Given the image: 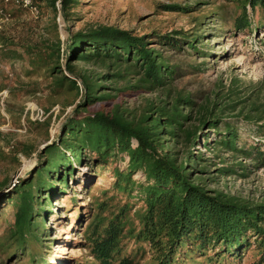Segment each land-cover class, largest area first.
Listing matches in <instances>:
<instances>
[{
	"label": "trees",
	"instance_id": "obj_1",
	"mask_svg": "<svg viewBox=\"0 0 264 264\" xmlns=\"http://www.w3.org/2000/svg\"><path fill=\"white\" fill-rule=\"evenodd\" d=\"M55 1L50 0L54 9ZM230 1L236 8L234 30L250 28L255 19L264 25V0ZM80 2L59 0L62 18L73 19ZM164 7L191 11L177 3ZM25 12L7 7L0 18ZM55 23V37L41 41L0 31V58L27 60V76L42 72L47 89L64 97V107L74 105L57 140L39 152L44 159L32 176L0 194V205L6 200L16 207L12 224L0 236V251L11 259L28 254L23 264H48L42 236L54 197L65 193L75 165L90 154L92 163L113 177L85 207L89 220L83 238L92 264H134L147 253L148 264H236L230 258L241 261L253 244L254 264H264V202L211 188L210 160L196 150L212 149L215 157L225 152L264 167V146H246L238 127L246 123L264 138L263 81L232 79L228 87L221 83L213 99L197 104L191 94L173 88L178 66L152 44L180 49L185 40L207 55L198 33H155L157 40L151 42L150 34L99 25L69 33L63 41L56 17ZM146 94L154 96L145 98L141 109L125 107L120 97ZM18 150L30 155L35 146L23 144ZM12 158L20 160L15 152ZM126 158L127 165L120 166ZM237 168L247 165L225 164L216 173L232 174ZM137 173L143 179L135 178ZM6 185L4 180L0 189Z\"/></svg>",
	"mask_w": 264,
	"mask_h": 264
},
{
	"label": "rangeland",
	"instance_id": "obj_2",
	"mask_svg": "<svg viewBox=\"0 0 264 264\" xmlns=\"http://www.w3.org/2000/svg\"><path fill=\"white\" fill-rule=\"evenodd\" d=\"M173 3L190 6L191 11H170L164 7ZM235 9L230 0H81L73 19L66 21L62 18L61 27L57 23V33L65 41L69 33L79 29L113 25L138 35L150 34L151 42L157 40L155 33H198L201 37L199 45L205 47L207 55L197 53L187 46L185 40H182L180 49L157 43L152 45L178 66L179 77L174 81L173 88L191 94L197 104H201L208 97L214 98L221 83L228 87L232 79L241 83L263 81L264 84V25L255 19L250 28L234 30L232 17ZM41 10L39 17L25 12L16 18H0V31L29 42L53 39L56 10L51 7L50 0H43ZM27 69V60L11 62L0 58V183L7 181L0 194L11 190L19 179L32 176L38 163L44 159L38 156L39 152L57 140L63 123L74 109V105L64 107V97L47 89L49 80L42 72L27 76ZM153 96L120 97L125 107L141 109L145 98ZM39 110L45 112L44 119L38 118ZM238 127L241 141L246 146H264V138H258L252 126L240 121ZM211 137L215 135L211 134ZM23 144H33L35 151L30 155L24 154L18 150ZM196 148L205 159L210 160L207 176L214 177L208 181L211 188L264 202V167H255L251 159L236 158L225 152H219V156L215 157L212 149ZM14 152L19 162L13 160ZM91 158L89 154L82 163L75 165V173L70 177L65 193L54 197L53 213L48 215L47 229L42 236L48 264H92L91 261H94L83 238L89 220L85 207L93 195L110 185L113 177L109 169L96 167ZM25 161H30L27 166ZM127 162L126 158L119 165L124 167ZM236 162H243L247 169L237 168L236 173L225 175L216 173L217 167ZM135 178L143 179V176L137 173ZM15 211V205L6 200L0 205V236L6 234ZM254 248L253 244L243 252L241 261L232 258L230 261L254 264ZM139 257L134 264L149 263V253ZM28 259V254L20 259H11L0 251V264H23Z\"/></svg>",
	"mask_w": 264,
	"mask_h": 264
},
{
	"label": "built area",
	"instance_id": "obj_3",
	"mask_svg": "<svg viewBox=\"0 0 264 264\" xmlns=\"http://www.w3.org/2000/svg\"><path fill=\"white\" fill-rule=\"evenodd\" d=\"M43 0H0V13L5 14V9L7 7H24L27 8L29 13L32 14L35 17H39L42 13L41 5ZM55 9L57 12L56 20L59 26L62 25V16L60 11V3L59 0L55 1ZM8 18V17H6ZM64 41V39H63ZM63 47V45H62ZM64 50V47L62 48V51ZM38 118L44 119L45 112L43 110H39L37 112Z\"/></svg>",
	"mask_w": 264,
	"mask_h": 264
},
{
	"label": "bare ground",
	"instance_id": "obj_4",
	"mask_svg": "<svg viewBox=\"0 0 264 264\" xmlns=\"http://www.w3.org/2000/svg\"><path fill=\"white\" fill-rule=\"evenodd\" d=\"M30 161H28L25 165L27 166L29 164Z\"/></svg>",
	"mask_w": 264,
	"mask_h": 264
}]
</instances>
